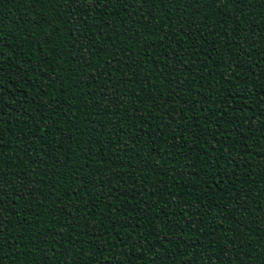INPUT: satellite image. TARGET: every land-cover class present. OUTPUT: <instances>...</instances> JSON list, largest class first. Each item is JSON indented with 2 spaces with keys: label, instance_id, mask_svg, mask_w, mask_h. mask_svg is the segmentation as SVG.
<instances>
[{
  "label": "trees",
  "instance_id": "1",
  "mask_svg": "<svg viewBox=\"0 0 264 264\" xmlns=\"http://www.w3.org/2000/svg\"><path fill=\"white\" fill-rule=\"evenodd\" d=\"M0 264H264V0H0Z\"/></svg>",
  "mask_w": 264,
  "mask_h": 264
}]
</instances>
